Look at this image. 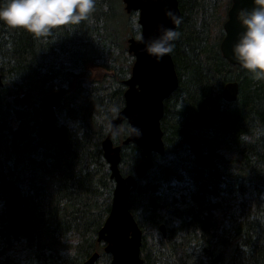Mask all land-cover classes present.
Instances as JSON below:
<instances>
[{
	"label": "trees",
	"instance_id": "1",
	"mask_svg": "<svg viewBox=\"0 0 264 264\" xmlns=\"http://www.w3.org/2000/svg\"><path fill=\"white\" fill-rule=\"evenodd\" d=\"M178 1L179 85L164 101L165 153L152 155L130 195L140 256L144 264H264V79L222 55L232 0ZM134 13L122 0H96L88 20L40 37L0 22V264H83L94 252L95 264H110L97 239L115 184L102 141L125 104ZM229 81L239 84L235 101L222 96ZM57 90L68 91L54 113L66 148L40 135L42 99ZM128 134L125 121L113 142ZM192 144L213 158L211 168L195 163ZM141 159L135 144L122 145V175L136 176ZM17 246L22 259L9 252Z\"/></svg>",
	"mask_w": 264,
	"mask_h": 264
},
{
	"label": "water",
	"instance_id": "2",
	"mask_svg": "<svg viewBox=\"0 0 264 264\" xmlns=\"http://www.w3.org/2000/svg\"><path fill=\"white\" fill-rule=\"evenodd\" d=\"M127 13H138V24L142 25L143 35L150 38L157 34L158 24L175 27L165 16V9L170 8L181 17L178 0H122ZM252 0H232L228 11V20L224 24L225 36L220 48L223 57L233 65H240L233 60L231 45L236 40V33L241 31L237 20V13L242 8H250ZM128 52L134 56L131 76L125 80L127 86L124 98L125 105L112 119L110 130L102 141V148L110 164L111 178L115 181L113 198L109 214L99 231L98 240L106 241L105 251L111 254L110 264H144L140 256L142 244V229L130 211V194L137 187V179H142L153 166L152 155H164L165 143L161 119L164 114V100L174 92L179 79L171 53L165 54L157 61L142 51V44L134 40V36L127 39ZM4 86L3 76L0 74V88ZM238 82H229L224 89V96L235 101L238 97ZM66 94L64 90H57L48 94L43 100L45 123L41 137L58 144L61 148L68 146V133L64 127H58L54 120V110L60 106V99ZM129 125V135L122 144L115 145L113 135L119 132L123 122ZM132 126L139 127L142 134L137 137L131 133ZM135 144L141 150L142 161L136 167V176H124L120 172L122 145ZM192 151L196 164L202 168H211L212 157L202 154L197 145L192 144ZM164 236L165 225L160 226ZM99 254L94 253L83 264H95Z\"/></svg>",
	"mask_w": 264,
	"mask_h": 264
},
{
	"label": "clouds",
	"instance_id": "3",
	"mask_svg": "<svg viewBox=\"0 0 264 264\" xmlns=\"http://www.w3.org/2000/svg\"><path fill=\"white\" fill-rule=\"evenodd\" d=\"M96 0H0V22L9 28H21L36 37L49 35L63 25H77L88 20L94 11ZM175 27L158 24L155 36L145 38L142 25H135L134 40L142 44V51L159 61L165 54L173 51L174 42L180 33L177 26L181 18L170 8L165 9ZM237 20L242 30L236 33V40L231 45L233 60L248 70L253 79H264V0H252L250 8H242L237 13ZM131 133L139 137L142 130L132 126ZM261 133L258 132L257 135ZM249 141L250 136L240 137ZM69 244L77 240L67 234Z\"/></svg>",
	"mask_w": 264,
	"mask_h": 264
},
{
	"label": "bare ground",
	"instance_id": "4",
	"mask_svg": "<svg viewBox=\"0 0 264 264\" xmlns=\"http://www.w3.org/2000/svg\"><path fill=\"white\" fill-rule=\"evenodd\" d=\"M224 31H225V30H224ZM224 36H225V35H224ZM223 39H224V37H223ZM223 39H222V40H223ZM221 42H222V41H221ZM220 45H221V43H220ZM220 49H221V48H220ZM221 52H222V51H221ZM222 55H223V54H222ZM175 69H176V67H175ZM176 72H177V70H176ZM177 75H178V73H177ZM130 76H131V75H130ZM128 78H129V77H128ZM128 78H127V79H128ZM178 79H179V75H178ZM229 82H235V81H229ZM229 82H227V83L224 85V87H223V91H222V96H223V98H224L225 100H227V101H230V100H228V99L224 96V89H225V86H226ZM236 82H237V81H236ZM3 83H4V79H3ZM64 91H66V94L68 93L67 90H64ZM172 93H173V92H172ZM172 93H171V94H172ZM66 94H65V95H66ZM171 94H170V95H171ZM65 95H64V96H65ZM46 96H47V95H46ZM46 96H45V97H46ZM64 96L60 99V106H61V102H62V99L64 98ZM45 97H44V98H45ZM169 97H170V96H169ZM169 97H168V98H169ZM44 98L42 99V107H43V100H44ZM166 99H167V98H166ZM166 99H165V100H166ZM165 100H164V101H165ZM124 105H125V104H124ZM60 106H59V107H60ZM59 107H58L57 109H59ZM123 107H124V106H123ZM57 109H56V110H57ZM56 110H54V113H55ZM43 111H44V107H43ZM44 115H45V111H44ZM45 117H46V115H45ZM54 120H55V116H54ZM44 123H45V120H44ZM44 123H43V124H44ZM55 123H56V121H55ZM57 126H58V125H57ZM58 127H60V126H58ZM42 128H43V125H42ZM64 128H65V127H64ZM41 131H42V129H41ZM40 135H41V133H40ZM128 135H129V134H128ZM122 142H123V141H122ZM115 145H118V144H115ZM193 145H194V144H193ZM102 149H103V148H102ZM192 152H193V151H192ZM103 154H104V151H103ZM156 154H157V153H156ZM193 154H194V153H193ZM202 154H204V153H202ZM205 155H207V154H205ZM194 156H195V155H194ZM208 156H210V155H208ZM104 157H105V155H104ZM141 157H142V155H141ZM210 157H211V156H210ZM105 159H106V157H105ZM212 159H213V158H212ZM106 161H107V159H106ZM141 161H142V159H141ZM141 161H140V162H141ZM107 163L109 164L108 161H107ZM195 163H196V158H195ZM119 164H120V163H119ZM109 168H110V164H109ZM119 169H120V168H119ZM135 171H136V170H135ZM120 172H121V171H120ZM110 173H111V169H110ZM110 176H111V174H110ZM113 180H114V179H113ZM114 183H115V181H114ZM114 186H115V184H114ZM136 188H137V187H136ZM113 191H114V190H113ZM130 195H131V194H130ZM112 198H113V196H112ZM111 203H112V202H111ZM106 218H107V217H106ZM105 220H106V219H105ZM104 222H105V221H104ZM103 225H104V223H103ZM103 225H102V227H103ZM160 226H161V225H160ZM102 227H101V228H102ZM101 228L99 229V231L101 230ZM160 230H161V229H160ZM165 230H166V228H165ZM99 231H98V235H99ZM161 232H162V231H161ZM162 233H163V232H162ZM142 235H143V231H142ZM163 235H164V234H163ZM97 239H98V237H97ZM98 241H99V240H98ZM99 242H101V241H99ZM103 242H105V247H106L107 242H106V241H103ZM141 245H142V244H141ZM105 247H104V251H105ZM105 252H106V251H105ZM94 253H96V252H94ZM94 253H93V254H94ZM97 253H98V252H97ZM106 253H107V252H106ZM93 254H92V255H93ZM98 254H99V253H98ZM108 254H109V253H108ZM92 255H91V256H92ZM110 255H111V254H110ZM91 256H90V257H91ZM90 257H89V258H90ZM99 257H100V254H99ZM89 258H88V259H89ZM141 258H142V257H141ZM88 259H86V260H88ZM98 259H99V258H98ZM98 259H97V260H98ZM142 259H143V258H142ZM86 260H85V261H86ZM85 261H84V262H85ZM143 261H144V260H143ZM84 262H83V263H84ZM110 262H111V261H110ZM95 263H96V262H95Z\"/></svg>",
	"mask_w": 264,
	"mask_h": 264
},
{
	"label": "rangeland",
	"instance_id": "5",
	"mask_svg": "<svg viewBox=\"0 0 264 264\" xmlns=\"http://www.w3.org/2000/svg\"><path fill=\"white\" fill-rule=\"evenodd\" d=\"M134 20H135V22H136V24H138V13L136 12V13H134V14H132V16H131ZM135 35V34H134ZM132 33H130L129 35H128V33H127V36L128 37H130V36H134ZM127 37V38H128ZM11 251H9L11 254H13L15 257H19L20 259H22V258H24L25 257V254L26 253H21V246H17L16 248H11L10 249Z\"/></svg>",
	"mask_w": 264,
	"mask_h": 264
},
{
	"label": "flooded vegetation",
	"instance_id": "6",
	"mask_svg": "<svg viewBox=\"0 0 264 264\" xmlns=\"http://www.w3.org/2000/svg\"><path fill=\"white\" fill-rule=\"evenodd\" d=\"M228 11H229V10H228ZM227 20H228V19H227ZM227 20H226V21H227ZM224 24H225V23H224ZM223 28H224V25H223ZM224 32H225V31H224Z\"/></svg>",
	"mask_w": 264,
	"mask_h": 264
}]
</instances>
